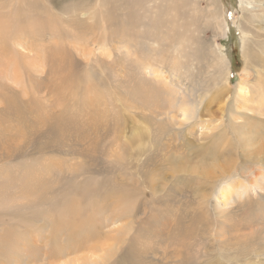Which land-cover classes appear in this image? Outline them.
<instances>
[{
    "label": "rangeland",
    "instance_id": "374dc122",
    "mask_svg": "<svg viewBox=\"0 0 264 264\" xmlns=\"http://www.w3.org/2000/svg\"><path fill=\"white\" fill-rule=\"evenodd\" d=\"M251 16L239 0H0V203L36 199L33 192L45 188H103L95 197L105 203L98 214L118 221L103 228L108 234L114 228L108 237L94 231L92 244L103 242L105 259L100 250L92 264L122 256V264H264V124H255L252 136L243 128L241 135L223 126L215 133L201 124L224 121V103L217 101L223 85H208V66L220 71L207 56L215 50L227 56L232 76L223 125L232 107L252 114L243 98L235 99L241 82L256 85L244 49L248 55L264 50L262 37L259 47L251 40L243 45L241 28ZM163 59L168 80L172 67L186 62L184 85L209 90L201 122L175 156L215 173L176 174L170 163L157 161L167 168L173 194L160 201L157 189H144L154 196L140 192L128 202L130 211L116 197L119 162L124 143L137 144L138 129L150 133L142 119L149 112H139L134 101L152 89L169 90L142 67L161 68ZM152 80L153 88L143 85ZM250 104L263 107L254 114L264 119V100ZM252 123L244 118V126ZM213 138L220 141L215 149ZM209 146L212 156L201 157ZM144 205L148 214L138 223L132 215Z\"/></svg>",
    "mask_w": 264,
    "mask_h": 264
},
{
    "label": "bare ground",
    "instance_id": "6f19581e",
    "mask_svg": "<svg viewBox=\"0 0 264 264\" xmlns=\"http://www.w3.org/2000/svg\"><path fill=\"white\" fill-rule=\"evenodd\" d=\"M239 8L246 12H252V16L247 20L249 24L246 23L249 26L243 29L241 28L244 35L243 45L246 40H251L253 44L259 47L260 37L264 38V0H239ZM248 34H250L251 37H249ZM252 50L253 49L250 50L248 55L245 53L244 49V54L248 57L247 65L252 64L251 66H254L253 68L255 70H252L253 75L256 76V85L254 86L250 84L249 81H245L244 86L241 82L237 86V89H235L236 102L240 100V98H243L245 100V106L252 111V114L249 115L243 112L238 113L237 110L240 108L237 107L234 110L232 107L229 111L230 118L227 120V126H225V124L223 125L228 104L224 98L225 93L231 91V87H228L232 82V76H230V63L228 62L227 56L220 50L212 52L214 53L212 56L211 53L207 55L209 58L213 59L214 66L220 70L215 73L211 67L208 66L207 73L211 74L212 71L211 76L208 78V85H223L218 91L220 95L217 101H221L222 99V103H224L222 108L220 107L222 109L221 118H224V121L221 120V123L215 126L211 120L205 121L201 123L205 129L215 132L219 127L223 126V129L241 135L243 128L247 129L249 135L252 136V134L258 131L256 130V132H254L253 126L258 123L259 126L264 124V119L261 117L255 119L254 114V112L258 110L262 111L263 107L250 104V102H255L260 99L264 100V50L261 49L262 54L259 55L256 49L255 51ZM185 51L186 49H184V52ZM160 62L163 63L160 65L161 68L155 64L142 65L143 69L146 68L150 71L158 81L169 86V90L164 93L162 90L155 87L157 91H154V89L146 91L142 96L143 98L140 97L139 100H133L137 108L142 109L139 110V112L141 111L143 113V111H145L143 109H147L149 112L148 114H144L142 119L150 133L147 136L141 131L142 129H138L135 134L136 137H138L137 144L135 143V145H133L131 143L129 146V142L126 144L124 143L122 161H120L121 163L119 162V170L123 175V179L121 178L119 195L116 196L120 201L119 203L122 204L132 201L133 197L136 198V195L140 194V192L143 195V192H145L144 189H147V191H149V189H151V191L157 189L158 193L154 198H159L156 197L159 193L163 194V196L160 197V201L165 200L171 195L174 186L169 185L170 180L165 176L167 168H165L163 164L161 166L156 164L157 161H166L170 163L172 170L176 174L191 171L201 176L202 173H204L208 178L215 173L208 172L206 169L207 165L195 169L190 168L192 165L187 157L186 160L182 158L178 161L181 157L175 156L176 152L183 150L186 146V142H188L186 141L188 140L187 133L189 132L188 134H192L193 126H196L199 121L201 122L203 114L201 115L200 113V107L209 94V90H195L193 87L191 88L188 86L189 84L184 85V75L180 70L181 68H185L186 62H183L182 65L175 64L172 67L174 75L170 80H168V70L166 71L164 69V59ZM226 83L228 86H226ZM245 84L249 86L247 87ZM143 85H151L149 87L150 89L154 87V82L151 84L148 81H144ZM149 89L147 88V90ZM213 100L208 104H212ZM245 117L253 121L248 127L244 126ZM211 141L212 144L210 146L214 147V149L220 142L214 138ZM244 141H246V138H244ZM210 146L206 147L205 150L201 152V157L209 156L210 158L212 156L209 155L211 152ZM132 147H135L134 152L131 151ZM215 155L217 157L219 154L215 152ZM143 156H145V160L142 162ZM198 162V164L201 165V162ZM176 178H178V175ZM159 180L161 184H159ZM68 183H70V181ZM66 185L68 186L69 184ZM93 185L97 186L96 183H93ZM76 188L80 189H75L74 192L70 190L71 188H65V190L62 191L51 188L41 189L37 192L30 190L36 194V199L14 204L7 202L0 203V264H92L93 261L96 260L93 256L95 254L97 255V252H100V250L101 253L98 258L104 261L105 247L104 244H102L103 242L100 243L98 240L102 238L101 233L102 235L104 234V237L105 235H107L106 237L110 236L109 234L113 232L114 228H111L109 234L108 230L105 233L102 230L109 225H111V227L116 226L117 219L115 218L116 220L112 222L109 219L111 223L108 224V217L101 219L102 216L100 217V214H98L100 212L98 211L100 210L98 207L103 206L105 203L98 204V201L101 199L99 200L95 197L96 195L98 197V194L102 193L103 188L100 189L98 187L97 189L94 187L91 191H88L87 186ZM111 191H113V187H109L107 193ZM147 191L145 194L148 193ZM78 192H81L82 195ZM90 192L92 193L91 196L89 194ZM152 196H154V194ZM77 197H80L79 199L81 201H78L76 199ZM78 202L82 203L80 204ZM129 204H131V202L128 203V205ZM135 205L136 204L132 205L131 208L135 207ZM129 207L130 205L127 208L129 209ZM142 208L143 210L137 209V211L134 212L135 214L132 215L134 221H138L141 218L143 219V217H146L148 214L147 206L144 205ZM97 215L100 219H97ZM123 217L124 216H122V218ZM140 221H138V223ZM119 228L118 230H120ZM98 230L99 232L102 231L101 233H97V238L95 239L98 241V244H92L93 240H91V238L96 234L94 231L98 232ZM121 261H123V256L120 260L117 259L113 264H122Z\"/></svg>",
    "mask_w": 264,
    "mask_h": 264
}]
</instances>
